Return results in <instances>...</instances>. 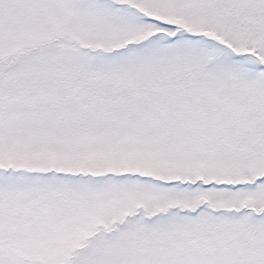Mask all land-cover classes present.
<instances>
[{"label": "snow or ice", "instance_id": "obj_1", "mask_svg": "<svg viewBox=\"0 0 264 264\" xmlns=\"http://www.w3.org/2000/svg\"><path fill=\"white\" fill-rule=\"evenodd\" d=\"M0 264H264V0H0Z\"/></svg>", "mask_w": 264, "mask_h": 264}]
</instances>
